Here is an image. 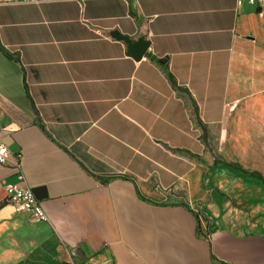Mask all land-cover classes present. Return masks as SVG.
Returning a JSON list of instances; mask_svg holds the SVG:
<instances>
[{
	"label": "crops",
	"instance_id": "1",
	"mask_svg": "<svg viewBox=\"0 0 264 264\" xmlns=\"http://www.w3.org/2000/svg\"><path fill=\"white\" fill-rule=\"evenodd\" d=\"M0 139V264H264V1L1 5Z\"/></svg>",
	"mask_w": 264,
	"mask_h": 264
},
{
	"label": "built area",
	"instance_id": "2",
	"mask_svg": "<svg viewBox=\"0 0 264 264\" xmlns=\"http://www.w3.org/2000/svg\"><path fill=\"white\" fill-rule=\"evenodd\" d=\"M47 0H0L1 5L36 4ZM251 3L264 0H249ZM0 164H8L16 169L18 180L23 184L6 183L9 201L19 212H27L34 221L50 222V217L44 209L41 201L36 197L33 189L27 184L26 176L22 168V154H13L6 143L0 139Z\"/></svg>",
	"mask_w": 264,
	"mask_h": 264
},
{
	"label": "water",
	"instance_id": "3",
	"mask_svg": "<svg viewBox=\"0 0 264 264\" xmlns=\"http://www.w3.org/2000/svg\"><path fill=\"white\" fill-rule=\"evenodd\" d=\"M119 35V34H118ZM123 37L129 45V50L134 53L138 58L145 55L147 48L149 46L148 42L144 38H138L137 40H132L129 36H120ZM36 197L41 199L43 196L40 194L42 188H32ZM74 253H77L81 256L82 259H85V255L83 253L77 252L74 250Z\"/></svg>",
	"mask_w": 264,
	"mask_h": 264
}]
</instances>
